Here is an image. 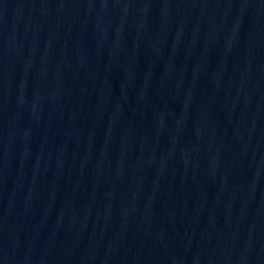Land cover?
<instances>
[{"label":"water","instance_id":"water-1","mask_svg":"<svg viewBox=\"0 0 264 264\" xmlns=\"http://www.w3.org/2000/svg\"><path fill=\"white\" fill-rule=\"evenodd\" d=\"M0 264H264V0H0Z\"/></svg>","mask_w":264,"mask_h":264}]
</instances>
